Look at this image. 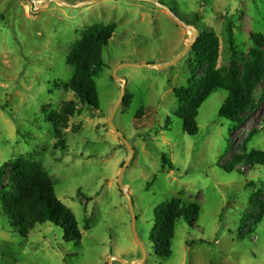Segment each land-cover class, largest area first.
<instances>
[{"label": "rangeland", "instance_id": "374dc122", "mask_svg": "<svg viewBox=\"0 0 264 264\" xmlns=\"http://www.w3.org/2000/svg\"><path fill=\"white\" fill-rule=\"evenodd\" d=\"M58 1L77 7L55 0H0V171L23 160L41 163L55 181L57 198L75 214L82 240L66 243L62 229L50 223L22 238L0 203V264H109L112 258L264 264V165L242 160L252 150L264 152V100L236 128L219 116L228 94L215 91L199 110L198 135L189 136L175 93L189 86L196 68L193 48L185 55L191 43L185 25L199 31L198 40L205 31L219 39V69L234 60L243 72L251 34H264V0H153L172 14L146 0ZM85 3L91 4L79 7ZM100 24L117 29L103 51L105 68L95 77L100 109L92 112L64 85L75 72L68 64L75 44ZM144 65L170 66L137 67ZM116 73L126 92L119 107ZM204 77L202 67L196 74L201 92ZM257 92L261 98L262 86ZM71 100L78 108L63 154L55 149L45 115ZM112 115L134 150L132 158L109 125ZM163 154L173 169L164 167ZM130 158L123 184L134 202L145 256L119 184ZM11 179L9 168L7 190ZM174 198L199 206V212L193 224H177L173 254L160 259L151 239L156 210Z\"/></svg>", "mask_w": 264, "mask_h": 264}, {"label": "trees", "instance_id": "16d2710c", "mask_svg": "<svg viewBox=\"0 0 264 264\" xmlns=\"http://www.w3.org/2000/svg\"><path fill=\"white\" fill-rule=\"evenodd\" d=\"M116 29V24H100L91 28L75 44L68 57V64L74 67L75 72L64 88L74 93L83 107L92 112L100 109L95 77L105 68L103 51L109 45ZM251 39L253 48L249 52L250 60L241 72L234 60L228 69H219V39L210 31H205L201 35L193 47L196 68L192 70L189 86L175 90L177 98L183 103L180 119L183 121V131L187 135H198L199 110L215 91H224L228 94L219 116L236 124V128L243 124L246 118L260 110V101L264 100V34L252 33ZM202 67H205V77L201 92L196 83V74ZM260 86L261 98L257 92ZM77 108L76 101H66L59 110L45 115L46 121L53 127L55 149L63 154L68 150L66 131L77 113ZM142 112L140 110L137 113L138 119ZM243 159L264 165V152L252 150ZM162 161L164 167L173 169L167 155H162ZM238 161L241 162L240 159ZM9 168L12 179L10 189L7 190L3 186V180ZM0 203L11 227L22 238H28L38 225L50 223L62 229L66 243L79 244L82 240L75 214L57 198L55 181L39 162L23 160L15 165L5 164L2 167ZM198 212L199 206L187 205L179 198L172 199L156 210L157 223L151 232V239L156 246L158 258L167 259L172 256V241L175 238L177 224L181 220L193 224Z\"/></svg>", "mask_w": 264, "mask_h": 264}, {"label": "water", "instance_id": "95a60500", "mask_svg": "<svg viewBox=\"0 0 264 264\" xmlns=\"http://www.w3.org/2000/svg\"><path fill=\"white\" fill-rule=\"evenodd\" d=\"M55 1L58 2V3H60V4H62V5H64V6L70 7V8H76V7H77V6H69V5H67V4H65V3L61 2V1H58V0H55ZM98 1H99V0H98ZM98 1H96V3H97ZM146 1L151 2V3H154L155 5H157V6L161 7V8H163V9H166L167 11H169L170 14H172V12H171L170 9H168L167 7H165V6H163V5H160V4L157 3L156 1H153V0H146ZM88 4H91V3H85V4H82V5H79V7H80V6H84V5H88ZM185 27H187V29H189V31L191 32V43L188 45V47H187L186 50H185V55H186L190 50H192V48H193V47L195 46V44L197 43V41H198V37H199V31H198L195 27H193V26H186V25H185ZM169 66H170V65L165 66V67H161V66H158V65H144V66H137V67H149V68H151V69H159V70H163V69H165V68H167V67H169ZM119 69H120V68H119ZM119 69H118V70H119ZM118 70H117V71H118ZM117 71H116V72H117ZM115 78H116V80H117V81L120 83V85H121V101H120V103L118 104V107H119V106L122 104V101H123L124 98H125V94H126V92H125V84L122 83V82L117 78V73L115 74ZM118 107H117V108H118ZM116 110H117V109H116ZM109 125H110V127H111V128H112V129H113V130L119 135V137L123 140V142H124V143L127 145V147L130 149V151H131V158H132L133 153H134V150H133V148L130 146V144L127 142V140L125 139L124 135H123L122 133H120V132L118 131V129L115 127V125H114V115H112V117L110 118ZM131 158L127 161V163L125 164V166H124L123 169H122V174H121L120 177H119V184H120V188H121V190H122L124 193H126V197H127V199H128V203H129V206H130V211H131V215H132V219H133V231H134V235H135L136 241L138 242V244H139V246L141 247L142 251L144 252V256H145L144 248H143V246H142V244H141V242H140V240H139V238H138V235H137V217H136V213H135L134 202H133V199H132V197H131V195H130V193H129V188H128V187H125L124 184H123V175H124V173H125V171H126L128 165H129V163H130ZM112 261H117V262H120V263H122V264H143V261L138 262V263H126L125 261H123V260H121V259H119V258H112L109 264H111Z\"/></svg>", "mask_w": 264, "mask_h": 264}]
</instances>
